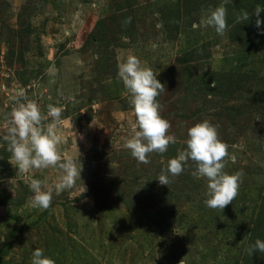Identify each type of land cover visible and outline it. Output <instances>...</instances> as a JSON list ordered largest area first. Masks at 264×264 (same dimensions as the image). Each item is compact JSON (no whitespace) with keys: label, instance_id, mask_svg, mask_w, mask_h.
<instances>
[{"label":"rangeland","instance_id":"rangeland-1","mask_svg":"<svg viewBox=\"0 0 264 264\" xmlns=\"http://www.w3.org/2000/svg\"><path fill=\"white\" fill-rule=\"evenodd\" d=\"M222 2L0 0V264H31L35 248L55 264H264L246 252L264 241V12L259 29L254 15L237 22L264 0L225 5L223 36L198 27ZM130 55L158 72L160 115L176 137L149 164L123 148L136 117L117 72ZM20 89L45 114L63 107L61 153L81 154L87 191L53 192L43 211L28 182L51 186L60 170L19 173L3 140ZM203 120L235 156L225 172H243L222 213L206 207L207 180L191 161L168 187L156 179Z\"/></svg>","mask_w":264,"mask_h":264},{"label":"clouds","instance_id":"clouds-1","mask_svg":"<svg viewBox=\"0 0 264 264\" xmlns=\"http://www.w3.org/2000/svg\"><path fill=\"white\" fill-rule=\"evenodd\" d=\"M223 2L214 9H208L201 15L198 27L212 28L216 34L223 36L227 31V8ZM264 6L257 5L251 14L242 11L237 16V22H247L251 15L256 17L255 26H261L260 13ZM127 18L125 23H130ZM117 75L130 97L136 121L133 134L126 139L123 148L130 151L131 156L142 164H149L152 153L167 152L170 144L176 143V137L169 134L171 124L160 115V104L157 97L165 92V85L156 77L157 71L144 66L135 55H130L118 64ZM13 108L10 114L9 126L6 127L3 140L11 153V163L19 173L27 174L49 168L58 169L61 175L51 186H45V181L31 178L28 187L33 193L30 206L36 210H47L51 206L53 192L60 195L65 191L77 188L79 182V197L87 191L81 180L82 164L80 153L64 156L60 147L66 142L61 129L63 123L62 106L48 105L47 113H43L38 103L27 97L23 89L12 97ZM72 128V124H71ZM75 144L79 134L71 131ZM186 148L175 158L168 160L167 167L162 169L156 178L160 185L167 186L172 182L171 177L181 175L185 165L191 161L195 164L192 175L207 180V198L204 203L212 210L221 213L224 208L239 194L243 172L234 174L225 172L229 161L235 156L229 153V145L223 142L216 125L208 120L198 122L187 130ZM82 138V137H81ZM86 218V217H85ZM87 219V218H86ZM251 257L253 253H264V241L257 239L246 248ZM31 264H55L52 258L44 255L42 248H35L31 255Z\"/></svg>","mask_w":264,"mask_h":264}]
</instances>
